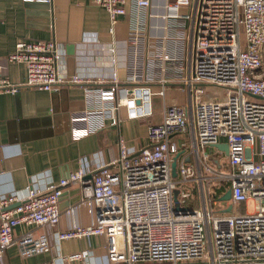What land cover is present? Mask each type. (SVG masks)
Wrapping results in <instances>:
<instances>
[{
    "label": "built area",
    "instance_id": "built-area-1",
    "mask_svg": "<svg viewBox=\"0 0 264 264\" xmlns=\"http://www.w3.org/2000/svg\"><path fill=\"white\" fill-rule=\"evenodd\" d=\"M94 1L109 12L111 31L121 15L130 13L126 77L114 73L108 86H84L85 107L71 112L74 137L95 133L107 121L118 124L122 107L130 118L152 115L153 96L164 95L169 80L153 71L159 60L175 63L177 73L171 76L184 84L189 101L165 104L162 121L149 126L151 146L133 154L121 138L119 157L91 178L85 179L87 172L79 168L44 190L32 189L25 199L2 195L0 260L14 244L24 256L49 251L48 233L26 230L17 236L15 229L19 224L57 225L62 187L80 181V204L88 206L95 220L86 226L74 221L57 237L102 236L105 264H264V0ZM150 19L156 28L163 27L165 39L185 45L176 53L160 51L150 39ZM64 55L63 45L53 38L18 40L7 58L26 65V79L13 82L0 64V93L83 82L78 75L62 73ZM220 137L229 146L228 168L217 165L208 149ZM212 185L221 189L219 197ZM228 187L231 198L218 207ZM249 199L255 200L253 211L240 210ZM77 207L65 212L73 216ZM87 255L88 250H80L62 258Z\"/></svg>",
    "mask_w": 264,
    "mask_h": 264
},
{
    "label": "crops",
    "instance_id": "crops-1",
    "mask_svg": "<svg viewBox=\"0 0 264 264\" xmlns=\"http://www.w3.org/2000/svg\"><path fill=\"white\" fill-rule=\"evenodd\" d=\"M130 21V13L121 15L111 31L109 12L94 0H0V64L13 82L26 79V65L7 58L22 38H53L61 43L65 52L59 62L62 73L83 79L79 83H64L56 90L23 86L15 93H0V197L16 193L25 199L32 189L44 190L52 181L58 182L79 168L92 175L104 163L119 157L121 138L134 149L133 154L151 146L149 126L162 121L165 104L189 101L184 84L171 76L177 73L175 63L159 60L153 71L157 77L169 80L164 84L165 94L153 96L152 115L130 118L122 107L118 124L107 121V125L95 133L74 137L71 112L85 107L84 86H108L114 73L122 80L126 77V38ZM157 21L164 24L160 18ZM149 23L150 39L160 51L167 49L176 53L185 45L182 40L165 39L163 27L156 28L154 19ZM71 44L75 53L68 52ZM153 84L158 86L159 82L156 80ZM156 97L160 102L154 101ZM218 142L227 143L225 137H220ZM208 149L213 151L217 165L229 167L225 150L215 145ZM81 188L80 181L62 188L59 203L62 215L57 225L19 224L16 227L17 236L26 230L48 233L52 242L49 251L24 256L19 245L14 244L6 249L0 264H35L52 258L57 264H105L106 247L102 236L62 240L57 237V231L70 228L74 221L86 226L95 220L88 206L80 204ZM74 205L78 207L71 216L65 210ZM80 250H88V255L74 260L62 258Z\"/></svg>",
    "mask_w": 264,
    "mask_h": 264
},
{
    "label": "water",
    "instance_id": "water-1",
    "mask_svg": "<svg viewBox=\"0 0 264 264\" xmlns=\"http://www.w3.org/2000/svg\"><path fill=\"white\" fill-rule=\"evenodd\" d=\"M68 52H70V53H75V49H74V45H70L69 46V48H68ZM215 146H217V147H219V148H221V149H223V150H225L226 151V153L228 154L229 153V146H228V143H220V142H217V143H215L214 144ZM178 155L179 154H177L175 157H174V160L172 161V173H173V175L174 176H176L177 175V157H178ZM91 176L92 175H87L86 177H85V179H87V178H91ZM69 184V183H68ZM67 184V185H68ZM82 185H84V184H82ZM66 186V185H65ZM63 188V187H62ZM81 190H82V188H81ZM175 209H176V211H178L180 208H181V206L179 205V201H178V197H177V195H178V189H176L175 191ZM231 194H232V192H231V188L230 187H228L226 190H225V192L223 193V195L220 197V199L221 200H229L230 198H231ZM80 199H81V197H80ZM231 208H232V206L231 205H229V207H227L226 209L227 210H231Z\"/></svg>",
    "mask_w": 264,
    "mask_h": 264
},
{
    "label": "rangeland",
    "instance_id": "rangeland-1",
    "mask_svg": "<svg viewBox=\"0 0 264 264\" xmlns=\"http://www.w3.org/2000/svg\"><path fill=\"white\" fill-rule=\"evenodd\" d=\"M154 101L155 102H160V98L159 97H156L155 99H154ZM226 186H227V184H226ZM212 188L214 189V192L217 194V196H218V194L221 192V189H219L218 188V186L217 185H212ZM219 197V196H218ZM226 201H224V200H219V203H217V206L218 207H221V206H224V203H225ZM191 204V203H190ZM254 206H255V200L254 199H249L247 202H245L244 204H243V207H242V209H240V210H246V211H253V209H254Z\"/></svg>",
    "mask_w": 264,
    "mask_h": 264
}]
</instances>
